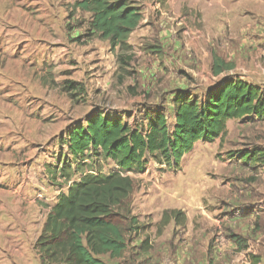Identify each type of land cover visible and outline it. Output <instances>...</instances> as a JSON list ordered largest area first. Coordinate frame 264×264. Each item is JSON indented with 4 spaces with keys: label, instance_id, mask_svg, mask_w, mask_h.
Listing matches in <instances>:
<instances>
[{
    "label": "rangeland",
    "instance_id": "374dc122",
    "mask_svg": "<svg viewBox=\"0 0 264 264\" xmlns=\"http://www.w3.org/2000/svg\"><path fill=\"white\" fill-rule=\"evenodd\" d=\"M78 1L0 0V264H41L34 245L47 216L59 194L80 179L76 175L66 184L50 173L65 163L75 169L68 145H63L70 127L85 123L95 112L134 125L144 110L155 107L172 125L176 92L203 97L225 79L239 78L213 74L214 56L233 65L228 55L232 40L219 35V0H131L145 23L130 36L134 60L128 74L119 72L114 54L115 60L104 57L107 41L89 34L91 15L75 8ZM45 8L65 10V23L45 25L47 18L35 14ZM49 26L56 45L66 43L65 37H79L73 41L78 65L63 67L18 56L22 40L43 41ZM86 59L92 69L83 75L90 67ZM263 60L257 63L258 72L264 70L258 67L260 62L264 66ZM76 67V79L66 78ZM66 82L82 85L83 92L72 91V96L64 90ZM241 123L230 124L227 135L234 136H225L221 144H197L178 170L150 158L144 173L132 175L136 188L131 217L137 224L131 225L124 255H107L105 264L247 263L248 254L233 248L230 239L235 207L219 205V160L230 150L247 149L251 141L253 126L244 125L246 131ZM241 129L242 138L236 136ZM256 131L263 137L264 124ZM98 166L106 175L118 171L111 161L101 160ZM167 211H181L185 225L173 221L161 228ZM145 240L147 246L142 245ZM250 241L252 245L255 240Z\"/></svg>",
    "mask_w": 264,
    "mask_h": 264
},
{
    "label": "trees",
    "instance_id": "16d2710c",
    "mask_svg": "<svg viewBox=\"0 0 264 264\" xmlns=\"http://www.w3.org/2000/svg\"><path fill=\"white\" fill-rule=\"evenodd\" d=\"M75 8L91 15L89 34L109 42L119 72L128 74L134 60L129 39L143 22L139 8L131 0H81ZM233 68L214 56V76ZM64 90L71 94L84 89L66 82ZM171 108L172 125L167 115L155 107L144 110L134 125L95 112L85 123L68 129L63 145H68L75 169L65 163L50 173L53 180L61 179L66 184L76 175L80 179L68 186L66 194H59L47 216L34 245L41 264H105L107 255L122 257L133 231L131 225L137 224V219L131 217V197L136 188L132 175L144 173L150 158L178 170L197 144L214 143L225 136L229 121L264 122V87L228 78L203 97L176 92ZM101 160L111 161L118 171L104 174L98 166ZM173 221L182 226L186 217L181 211H167L160 227ZM230 239L238 252L248 249L247 239L233 233ZM148 243L145 240L142 245ZM249 256L252 264L260 262L258 256Z\"/></svg>",
    "mask_w": 264,
    "mask_h": 264
},
{
    "label": "crops",
    "instance_id": "0c3cea01",
    "mask_svg": "<svg viewBox=\"0 0 264 264\" xmlns=\"http://www.w3.org/2000/svg\"><path fill=\"white\" fill-rule=\"evenodd\" d=\"M243 3L244 5H242ZM245 3L248 5L245 6ZM39 11L35 12V14L47 18L45 25H62L65 23V10L56 11L51 8L50 11V9L47 10L45 8V10L39 9ZM39 21L41 20L39 19ZM44 31L46 36L43 41L34 40L33 38L34 41L30 39L22 40L19 44H23V50L18 56L26 55L27 61L56 63L58 66L62 65L63 67L69 64L78 65L79 56L76 50L73 49V45H75L73 41L78 42L75 39L79 37L75 38L71 35V38H75L71 39V41L65 37L66 43L56 45L55 37L50 33L54 31L52 27L49 26ZM219 35L222 38L229 36L232 40V48L228 55L230 56V62L234 65V70L227 72L226 76H236L251 85L264 87V70L260 72L257 70V63L260 59H264V0H219ZM105 43H107L109 49L104 57H112L115 60V56L110 51L109 42ZM59 46L62 48H58ZM15 54L16 50L14 51V56ZM86 60L88 61L89 59ZM238 61L242 62L240 66L235 65ZM87 63L88 66L92 64L89 61ZM258 67L264 66L260 62ZM91 69V66L84 68L82 70L83 75H86ZM241 69L243 71H240ZM235 70L239 72L234 74ZM25 72L27 73V70ZM35 72L37 74V71ZM68 74L66 73V78L76 79L79 75V67L71 70L73 77ZM45 110L44 108L42 111ZM242 121L241 126L246 131L248 129L244 125L253 126V130L250 133L251 141L248 142L247 149L235 151L234 153L230 150L226 153L227 157H222L219 160V205L220 207L224 205L235 207V212L232 215V219H230L232 220L231 233L248 240V249L240 252L248 254V260L245 264L253 263L249 255L258 256L260 262L257 264H264V242L262 243L264 241V182H261L262 179L264 180V135L260 137V133L256 131V129L261 128L264 122L256 119ZM232 122L229 121L227 124L226 138L234 136L233 134L227 135ZM241 134L242 129L241 133L236 136L242 138L243 135ZM222 138L219 139L220 144L222 143ZM37 139L39 142H44L45 140L44 138ZM228 146V144H225L223 147L227 148ZM189 155L185 156L182 162ZM25 165L27 163L23 166ZM220 209L221 212L224 211V208ZM224 221L225 219L222 218L221 223ZM245 221L247 226L243 225ZM251 237L255 240L252 245L250 244ZM232 247L236 250L238 249L235 243H233Z\"/></svg>",
    "mask_w": 264,
    "mask_h": 264
}]
</instances>
